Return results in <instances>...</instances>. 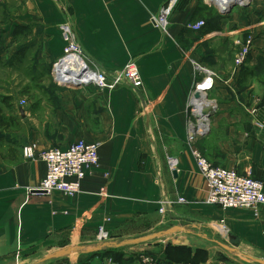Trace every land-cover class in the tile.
Returning <instances> with one entry per match:
<instances>
[{
    "label": "crops",
    "instance_id": "1",
    "mask_svg": "<svg viewBox=\"0 0 264 264\" xmlns=\"http://www.w3.org/2000/svg\"><path fill=\"white\" fill-rule=\"evenodd\" d=\"M163 2L24 0L14 7L10 27H31L27 46L37 51L38 60L52 67L64 56L66 36L61 28L67 25L88 62L111 74L134 61L143 87L135 92L125 86L112 91L92 84L60 86L58 106L52 112L23 109L24 147L35 145L38 153L64 149L78 140L98 142L99 167L87 174L77 195L68 197L59 192H27L45 174L41 160L0 159V264L51 260L140 264L143 255L174 264H246L214 259L219 245L207 234L197 233L212 232L211 223L220 220L227 234L237 239L234 252L219 246L224 253L238 254L249 264L264 261V207L255 217L246 209L204 204L205 182L186 140L189 95L204 77L197 65L215 73L218 80L203 97L208 105L204 111L213 106V112L207 118L208 131L196 138L193 148L214 166L264 183V0H250L246 7L225 15L220 13L221 3L216 7L180 0L170 16L168 36L150 22ZM210 9L216 13L209 20L211 28L197 34L184 31L188 22L204 19ZM246 37L252 38L251 51L245 65L234 72L236 40ZM49 120L51 128L46 126ZM169 159L174 162L172 169ZM160 208L166 213L160 214ZM138 222L140 229L130 230ZM166 226L181 227L172 234L185 237L90 252L99 245L95 240L99 227L108 234L102 244L152 234ZM221 240L232 248L227 237ZM76 244L89 252L83 263L81 253L73 249L69 255L43 261ZM169 248H183L190 257L170 259ZM39 251L43 254L37 258Z\"/></svg>",
    "mask_w": 264,
    "mask_h": 264
},
{
    "label": "built area",
    "instance_id": "2",
    "mask_svg": "<svg viewBox=\"0 0 264 264\" xmlns=\"http://www.w3.org/2000/svg\"><path fill=\"white\" fill-rule=\"evenodd\" d=\"M179 2L180 0H164L157 14L150 18V22L164 36H168L169 19ZM200 2L208 4L206 3L207 0H200ZM205 26L206 23L203 20L188 22L184 27V31L197 34ZM61 29L66 36V45L63 50L64 56L70 55L74 58L73 64H79L80 74L78 76L81 78V84H85V86L92 84L101 90L108 91L125 86L137 92L143 87L141 75L134 61H129L121 70L115 73L107 74L97 66L88 62L67 25L62 26ZM236 45L234 72L238 71V68L247 60L252 46V39L248 37L243 42H236ZM59 61L53 65L52 73L54 79H57L59 75L56 69ZM195 68L203 73L204 77L200 82L195 84L193 91L189 95L186 140L187 144L192 147V158L205 182L206 196L204 204L222 210L246 209L257 217L260 209L264 207V183L261 180L252 178L249 174H240L235 170L214 166L203 158L197 149L193 148L196 138L204 135L209 127L207 118L205 117V120H202V117H204L202 116V112L204 110L202 107L200 108L202 104L201 98L205 97L207 92L213 88L214 80H218V76L215 73L207 71L197 65ZM71 71L73 70H69L68 72ZM87 75H90V78L84 80ZM195 93L200 94L199 99L194 98ZM205 100L211 103L207 98ZM23 104L24 101L20 103L21 106ZM212 108L213 106L209 111ZM99 148L100 144L98 142H87L84 140H78L64 149L54 147L38 153L36 152L35 145L24 147L22 151L24 159L30 161L41 160L45 164L43 178L36 187L28 188L27 192L45 195H49L52 192H59L68 197L77 195L81 191L82 182L85 180L87 174L99 167ZM169 164L172 169L174 164L172 159H169ZM178 202L182 203L183 200L179 199ZM158 212L160 214L166 213L163 208H160ZM218 223L225 227L222 220ZM217 228L220 233L225 231V234H223H227L225 228L221 226ZM107 238V232L103 227H99L96 236L97 243L101 244ZM140 264L174 263L166 260H156L149 255H143L140 258Z\"/></svg>",
    "mask_w": 264,
    "mask_h": 264
},
{
    "label": "rangeland",
    "instance_id": "3",
    "mask_svg": "<svg viewBox=\"0 0 264 264\" xmlns=\"http://www.w3.org/2000/svg\"><path fill=\"white\" fill-rule=\"evenodd\" d=\"M23 1L24 0H0V159L7 163H17L20 160V157L23 156L20 154H22L24 148L23 143L26 140L27 126H25V124L21 121L19 109H24V111L26 110V112L31 113H34L37 110L46 113L52 112V109L58 106V99L62 90L60 85L54 81V76L52 73L54 64L51 67L48 62L44 60H38L36 54L37 51L35 49H28L27 45L29 43V35L32 33L29 29L30 26L27 30L18 32H15V27H10L14 20V14H16L14 7L18 6L19 2L23 3ZM240 8L242 7L235 6L231 9L230 13ZM215 14L216 13L214 10L210 9L206 12L205 18L202 20L207 22V20H211L210 18H212ZM21 20L23 22H27L26 18L22 17ZM247 38L248 37L244 39H237L236 42H243ZM236 47L237 46L235 45V48ZM234 57L232 66L233 68L235 67ZM245 63L238 69L240 70L245 65ZM22 101H24V104L21 106L20 103ZM40 119L45 118L41 117ZM50 122L51 121L49 120L46 123V126L49 128L53 126V124ZM139 223L140 222L133 224L130 230L132 229L133 232H135L137 229H140L141 224ZM211 225L213 226V228L211 227V231L213 233L208 230H199L197 233L201 236L207 234V238L209 240L223 242L221 239H225L226 235L223 234L224 232L220 233L217 227L221 226L227 231L226 227H223L218 222H213ZM168 229L169 227L166 226L165 228H159L155 230L153 233L164 232ZM194 233L196 234V231H194ZM184 237V234L175 236L173 234H169L157 238L154 241L173 242L179 238L181 241V238ZM69 248H72L75 254L81 253V258L79 259L80 263L84 262L86 255L89 253L81 245L79 246V244ZM215 248L218 250V253H216L214 259L218 261L223 262L225 260H229L230 262L237 261L249 264V262L246 261L247 259H244V257L238 254L231 255L224 253L223 249H221L219 246ZM82 252L84 254H82ZM56 253L54 252V254ZM170 253L175 257L180 256V252L178 251H170ZM42 254L43 251L37 252V258L41 257ZM200 256V253H198L197 258ZM46 264L59 263L51 260ZM214 264H217V262Z\"/></svg>",
    "mask_w": 264,
    "mask_h": 264
},
{
    "label": "water",
    "instance_id": "4",
    "mask_svg": "<svg viewBox=\"0 0 264 264\" xmlns=\"http://www.w3.org/2000/svg\"><path fill=\"white\" fill-rule=\"evenodd\" d=\"M250 0H248L247 2H231L230 5H227V7H224L223 9H220V13L222 15H225V14H228L231 9L235 6H240V7H246L248 4H249ZM210 6H216L215 4L213 3H208ZM217 7V6H216ZM54 81L60 85V86H85V84H74V83H70L66 80H62L60 81V79H54ZM194 98L196 99H199L200 98V94L199 93H195L194 94ZM19 112H20V115L23 117V110L22 109H19ZM213 111H203L202 112V116L206 117V118H209L210 114L212 113ZM174 177H176V172H173L172 173ZM39 194V193H38ZM180 230H183L181 227H178V226H173L171 228H169L167 231H164V232H159V233H152V234H147V235H143V236H139V237H136V238H130V239H125V240H121L120 242L118 243H115V242H104L102 244H99L97 245L96 247H94L90 252L91 253H94V252H99L101 250H104V249H120V248H125V247H131V246H136V245H140V244H143V243H147L149 241H152L156 238H159V237H162V236H165V235H169V234H172V233H175L177 231H180ZM226 237H227V240L229 242V244L232 246V248H229L225 245H223L222 243L216 241V240H213L216 244H218L221 248L225 249V250H230V251H236L235 248L237 246V239L232 236L231 234H226ZM72 252V248H67V249H64V250H61L59 252H57L56 254H53V255H50V256H47L46 258H44L43 261H46V260H50V259H58L62 256H65V255H69L70 253ZM256 263L258 264H264V261L262 260H257L255 259L254 260Z\"/></svg>",
    "mask_w": 264,
    "mask_h": 264
},
{
    "label": "bare ground",
    "instance_id": "5",
    "mask_svg": "<svg viewBox=\"0 0 264 264\" xmlns=\"http://www.w3.org/2000/svg\"><path fill=\"white\" fill-rule=\"evenodd\" d=\"M242 1L244 0H207L206 3H210V2H212L213 4L221 3L222 7H227V5H230L231 2L242 3ZM73 61L74 58H72L70 55L68 56L66 55L60 59L59 65L56 66V69L58 70V74H59L57 79H60V81L66 80L70 83H75V84L81 83V78L80 76H78V74H80L79 64L74 65ZM69 70H73V71L68 72ZM88 78H90V75H87V77H85L84 80H87ZM201 100H204L203 97L201 98ZM207 106L204 103V101H202L200 108L202 107L203 110H208Z\"/></svg>",
    "mask_w": 264,
    "mask_h": 264
},
{
    "label": "trees",
    "instance_id": "6",
    "mask_svg": "<svg viewBox=\"0 0 264 264\" xmlns=\"http://www.w3.org/2000/svg\"><path fill=\"white\" fill-rule=\"evenodd\" d=\"M179 4V3H178ZM177 7V6H176ZM206 23V26L204 27V29L203 30H207V28L208 27H210L211 28V24H210V22L208 21V22H205ZM28 27L29 26H16L15 27V32H18V31H23V30H27L28 29ZM29 29L31 30V28L29 27ZM202 30V31H203ZM209 30V29H208ZM201 31V32H202ZM18 55V54H17ZM171 228V227H170ZM101 251H112V250H110V249H104V250H101ZM101 251H99V252H101ZM170 251L171 252H180V256H177V257H175V256H173L171 253H170ZM95 253H98V252H94V254ZM93 254V253H92ZM166 255H167V257L168 258H172L173 259V257H175V258H177L178 260H185V258L186 257H190V252H187V251H184V249L183 248H178V250H175V248H169L168 250H166ZM196 258V255L193 257V259H195ZM170 262V261H169Z\"/></svg>",
    "mask_w": 264,
    "mask_h": 264
}]
</instances>
